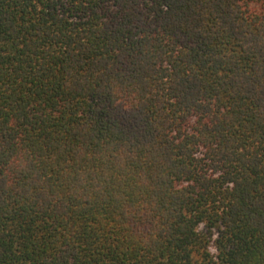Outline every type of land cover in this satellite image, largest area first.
I'll return each instance as SVG.
<instances>
[{"label":"trees","instance_id":"trees-1","mask_svg":"<svg viewBox=\"0 0 264 264\" xmlns=\"http://www.w3.org/2000/svg\"><path fill=\"white\" fill-rule=\"evenodd\" d=\"M0 264H264V0H0Z\"/></svg>","mask_w":264,"mask_h":264}]
</instances>
